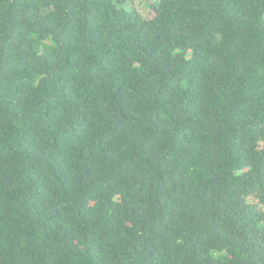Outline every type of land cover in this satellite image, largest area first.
Here are the masks:
<instances>
[{
  "label": "trees",
  "instance_id": "trees-1",
  "mask_svg": "<svg viewBox=\"0 0 264 264\" xmlns=\"http://www.w3.org/2000/svg\"><path fill=\"white\" fill-rule=\"evenodd\" d=\"M0 264H264V0H0Z\"/></svg>",
  "mask_w": 264,
  "mask_h": 264
}]
</instances>
